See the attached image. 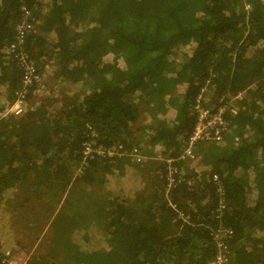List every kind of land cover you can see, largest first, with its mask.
Instances as JSON below:
<instances>
[{"label":"trees","instance_id":"16d2710c","mask_svg":"<svg viewBox=\"0 0 264 264\" xmlns=\"http://www.w3.org/2000/svg\"><path fill=\"white\" fill-rule=\"evenodd\" d=\"M22 7L31 26L18 37ZM19 49L38 69L25 112L3 115L23 76ZM199 95L224 107L229 131L198 143L192 168L174 159ZM90 140L171 160L94 154L83 165ZM0 209V255L31 250L26 264H208L206 226L219 222L233 230L230 264H264V6L0 0Z\"/></svg>","mask_w":264,"mask_h":264},{"label":"built area","instance_id":"2783aa9c","mask_svg":"<svg viewBox=\"0 0 264 264\" xmlns=\"http://www.w3.org/2000/svg\"><path fill=\"white\" fill-rule=\"evenodd\" d=\"M259 1L264 6V0ZM22 10L23 14H25L24 17L26 20L23 19L16 27L18 31V37L22 36L25 30H29V27L31 26L27 21L30 17H26L29 15L28 10L24 7H22ZM15 57L17 59V66L23 70V76L20 80L19 87L15 91V98L13 99V102L7 106V109L4 111L3 115H21L23 112H25L26 105H24V101L28 98V93L33 85V76L38 69L33 59L29 58V55L24 51L19 49ZM203 92L204 89H201L200 93L202 94ZM43 94H45V92L36 93V96L39 97ZM200 99L202 98L199 95L196 99L197 105L194 106V113L196 116L193 127L183 139L182 150L176 154L174 159L183 161L192 168L198 165V157L195 152L196 145L198 143L205 145L211 142H222L229 131V122L223 115L224 107L220 105L217 108H208L201 105ZM91 135H94L93 131H91ZM81 154L83 165L86 164L88 158L92 157L94 154L108 157L130 156L136 164H143L147 159L165 162H169L171 160L161 151L155 152L148 158L136 147H133L132 150H127L120 144H114L104 148L100 145H96L94 140L84 143ZM169 168V174L167 177L168 186L174 182L173 173L176 171L171 167V165ZM210 178L215 183V188L218 195V202L215 206L214 213L216 219H220L226 203L223 188L219 179V173L216 171L211 172ZM178 180L184 181L186 184H192L191 181L184 176H180ZM172 207L174 208V205H172ZM188 218L189 217L187 215L181 213L178 210L176 211L175 219L181 222H187ZM206 228L209 232V239L214 247L212 258L209 259L208 264H230L231 257L229 241L233 237V230L221 222H219V224H217L215 227L206 226ZM30 253L31 251L27 250V252H25L22 249L16 247V245L9 246L0 255V264H26Z\"/></svg>","mask_w":264,"mask_h":264},{"label":"rangeland","instance_id":"374dc122","mask_svg":"<svg viewBox=\"0 0 264 264\" xmlns=\"http://www.w3.org/2000/svg\"><path fill=\"white\" fill-rule=\"evenodd\" d=\"M48 87H49L50 89H52V87H54V84L50 82V83L48 84ZM51 92H52V90H51ZM36 97H37V96H35V98H36ZM232 100H233V99L230 98V101H232ZM80 170H81V169L78 168V173L80 172ZM105 190L107 191V194L110 196V193H111V192H110L109 190H107V189H105ZM93 208H95L96 211L99 210V209L96 208V207H91V208H89V211H91ZM89 211H88V212H89ZM99 213H100V214H98V215H102V214H103L102 211H100V210H99ZM98 215H96V216H98ZM0 216H1V217L4 216V212H1V209H0ZM46 227H47V226H46ZM46 227H45V228H46ZM30 251H31V250H30Z\"/></svg>","mask_w":264,"mask_h":264},{"label":"clouds","instance_id":"9594fccd","mask_svg":"<svg viewBox=\"0 0 264 264\" xmlns=\"http://www.w3.org/2000/svg\"><path fill=\"white\" fill-rule=\"evenodd\" d=\"M202 89H203V88H202ZM200 91H201V90H200ZM193 114H195V113L193 112ZM183 134H185V135H186V134H187V132H186V133H183ZM184 138H185V136H184ZM205 145H206V144H205Z\"/></svg>","mask_w":264,"mask_h":264}]
</instances>
